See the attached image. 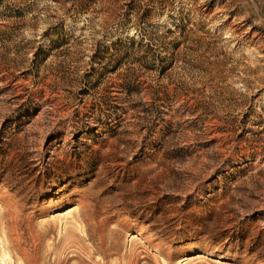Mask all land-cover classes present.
Instances as JSON below:
<instances>
[{
  "label": "rangeland",
  "instance_id": "374dc122",
  "mask_svg": "<svg viewBox=\"0 0 264 264\" xmlns=\"http://www.w3.org/2000/svg\"><path fill=\"white\" fill-rule=\"evenodd\" d=\"M38 262L264 264V0H0V264Z\"/></svg>",
  "mask_w": 264,
  "mask_h": 264
},
{
  "label": "bare ground",
  "instance_id": "6f19581e",
  "mask_svg": "<svg viewBox=\"0 0 264 264\" xmlns=\"http://www.w3.org/2000/svg\"><path fill=\"white\" fill-rule=\"evenodd\" d=\"M12 204H13V203H11V204L8 203L9 206H11ZM22 205H23V204H22ZM9 206L5 207L6 210H7V208H9ZM14 206L16 207V205L13 204V207H14ZM11 207H12V206H11ZM13 207H12V208H13ZM13 209H15V208H13ZM12 211H13V210H12ZM13 213H14V212H13ZM16 213H17V211H16ZM18 213H19V212H18ZM11 214H12V212H11ZM16 215H17V214H16ZM9 216H10V215H9ZM9 216H8V218H9ZM17 216H18V215H17ZM8 218H7V219H8ZM10 218H11V217H10ZM12 218H14V216H13ZM5 219H6V218H5ZM7 219H6V220H7ZM17 219H18V218H17ZM9 220H10V219H9ZM9 220H8V222H9ZM11 220H12V219H11ZM18 220H19V219H18ZM11 222H12V221H10V223H11ZM12 223H13V222H12ZM14 224H15V222H14ZM27 224H28V223H27ZM15 226H16V225H15ZM39 226H40V225H39ZM41 226H42V225H41ZM16 227H17V226H16ZM8 228H10V227H8ZM14 228H15V227H14ZM89 229H90V228H89ZM14 230H15V229H14ZM18 230H19V229H18ZM18 230H17V231H18ZM9 231H10V230H9ZM12 231H13V230H12ZM21 232H23V231H21ZM21 232H20V234H21ZM32 232H33V231H32ZM9 233H10V232H9ZM11 233H12V232H11ZM13 233H14V232H13ZM13 233H12V234H13ZM15 236H16V238H17V235H15ZM15 236H14V237H15ZM8 237H10V236H8ZM18 237H21V236H18ZM41 237H42V236H41ZM133 237H134V236H133ZM16 238H15V239H16ZM17 239H19V238H17ZM23 239H24V238H23ZM29 239H30V238H29ZM41 241H42V240H41ZM43 241H44V240H43ZM11 242L13 243L14 241H11ZM19 242H20V241H19ZM19 242H18V243H19ZM6 243H7V242H6ZM15 243H16V241H15ZM36 243H37V242H36ZM39 243H40V241H39ZM39 243H38V244H39ZM21 245H22V244H21ZM21 245H20V246H21ZM4 246H5V245H4ZM13 247H15L14 249H16L17 246L14 245ZM17 248H18V247H17ZM39 248H40V246H39ZM19 249H20V248H19ZM21 250L24 251V249H22V248H21ZM33 250H34V249H33ZM23 251H21V252H23ZM25 251H26V250H25ZM32 252H33V251H32ZM87 253H88V252H87ZM11 254H12V253H11ZM20 254L22 255V253H20ZM30 255H31V254H30ZM39 255H40V254L38 253V256H39ZM88 255H89V254H88ZM1 256H2V255H1ZM22 256L24 257L25 255H22ZM27 256H28V254H27ZM33 256H34V255H33ZM44 256H45V255H44ZM11 257H12V256H11ZM36 257H37V255H36ZM36 257H35V258H36ZM64 257H65V256H64ZM24 258H26V257H24ZM62 258H63V257H62ZM2 259H3V257H2ZM22 259H23V258H22ZM26 259H27V258H26ZM185 259H186V258H185ZM35 261H36V259H35ZM81 261H82V260H81ZM9 262H10V261H9ZM36 262H37V261H36ZM183 262H184V260H183ZM29 263H30V261H29ZM78 263H79V262H78ZM35 264H37V263H35ZM38 264H39V262H38ZM63 264H64V263H63ZM79 264H80V263H79Z\"/></svg>",
  "mask_w": 264,
  "mask_h": 264
},
{
  "label": "trees",
  "instance_id": "16d2710c",
  "mask_svg": "<svg viewBox=\"0 0 264 264\" xmlns=\"http://www.w3.org/2000/svg\"><path fill=\"white\" fill-rule=\"evenodd\" d=\"M223 208H224V205H222V208L221 209H223ZM234 237H236V236H234ZM231 238H233V236Z\"/></svg>",
  "mask_w": 264,
  "mask_h": 264
}]
</instances>
